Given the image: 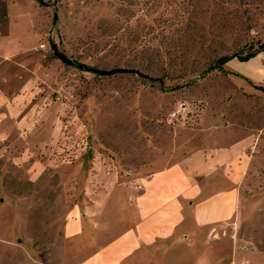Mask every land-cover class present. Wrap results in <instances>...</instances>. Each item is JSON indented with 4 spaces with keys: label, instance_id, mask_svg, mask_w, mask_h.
<instances>
[{
    "label": "rangeland",
    "instance_id": "rangeland-1",
    "mask_svg": "<svg viewBox=\"0 0 264 264\" xmlns=\"http://www.w3.org/2000/svg\"><path fill=\"white\" fill-rule=\"evenodd\" d=\"M0 40V264L82 263L88 195L153 157L200 188L168 264H264V49L209 68L264 42V0H0Z\"/></svg>",
    "mask_w": 264,
    "mask_h": 264
},
{
    "label": "crops",
    "instance_id": "crops-1",
    "mask_svg": "<svg viewBox=\"0 0 264 264\" xmlns=\"http://www.w3.org/2000/svg\"><path fill=\"white\" fill-rule=\"evenodd\" d=\"M3 48L0 40V55L5 54L7 48ZM209 128L210 125L203 128L200 135ZM223 133L219 131L217 136H222ZM193 159L200 160L197 157ZM208 160V167L211 169L222 163L224 158L216 156L214 160ZM148 162L151 167L146 162L149 168L144 171L146 167L141 170H121L113 162L110 187L114 183L121 185L119 192L104 191L107 177L103 176L98 192L92 191L88 195L89 205H83L84 212L81 214L91 221V228H94L97 236L94 251L82 263L80 261L77 264H168L169 247L190 236L184 225V215L185 211L195 206L187 202V199L200 190L195 179L197 171L183 169L176 163L157 167V157L149 158ZM231 190H226L231 198L229 202L233 201ZM115 207L116 212H120L125 218L118 230L109 232V209ZM210 234L215 238L218 236L213 226L206 233ZM187 260L190 263L195 261L194 264H205L202 257L195 260L193 256Z\"/></svg>",
    "mask_w": 264,
    "mask_h": 264
},
{
    "label": "water",
    "instance_id": "water-1",
    "mask_svg": "<svg viewBox=\"0 0 264 264\" xmlns=\"http://www.w3.org/2000/svg\"><path fill=\"white\" fill-rule=\"evenodd\" d=\"M38 1L42 2V0H38ZM52 47H53V52L57 56L58 59L66 62V63H69V64H75L77 66H81L82 65L85 68L90 67L91 70L99 72L101 74H103V73H112V72H115L117 70H122V71H130V70H132L130 67H125V66H117V67H110V68H98V67H95V66L90 65V64L83 63V62L78 61V60H74V59L72 60L70 57H68L65 53H63L62 51L57 49L55 46H52Z\"/></svg>",
    "mask_w": 264,
    "mask_h": 264
},
{
    "label": "trees",
    "instance_id": "trees-1",
    "mask_svg": "<svg viewBox=\"0 0 264 264\" xmlns=\"http://www.w3.org/2000/svg\"><path fill=\"white\" fill-rule=\"evenodd\" d=\"M263 49H264V42L262 44H260V46H258L256 49L248 50V52H246L244 54H240V53H236V52L219 54V56L215 58L214 62L211 65H209V68L216 67L218 69L223 70L222 62L224 60H226L230 57H233V56H237L239 59H248L249 56H251L252 54L256 53L257 51L263 50ZM79 67L82 69H91L90 67L85 68L82 65Z\"/></svg>",
    "mask_w": 264,
    "mask_h": 264
}]
</instances>
